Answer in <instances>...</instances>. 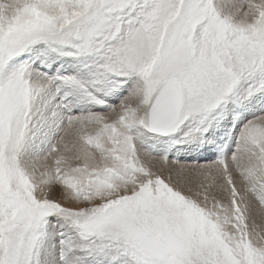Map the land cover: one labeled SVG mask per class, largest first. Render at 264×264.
<instances>
[{
	"label": "rangeland",
	"instance_id": "rangeland-1",
	"mask_svg": "<svg viewBox=\"0 0 264 264\" xmlns=\"http://www.w3.org/2000/svg\"><path fill=\"white\" fill-rule=\"evenodd\" d=\"M234 1L245 27L225 16L216 0L2 5L0 264H248L231 251L245 240L217 249L222 263L207 241L220 236L219 228L264 229V114L252 118L248 111L264 98L262 63L256 64L264 63V0ZM76 72V79L88 78L70 82L76 100L92 102L88 114L70 115L91 118L73 126L77 153L85 148L81 160L87 165L64 179L57 97L63 77ZM170 77L185 96L182 121L189 129L183 139L180 131L163 138L168 133L151 134L146 127L155 91ZM143 81L149 96L136 99ZM252 94L256 104L248 102ZM127 111L130 118L110 125ZM99 118L110 140L104 156L96 154L94 141L101 137ZM146 138L167 154L151 151ZM178 149L183 154L172 156ZM200 150H208L201 158L209 156L198 160ZM143 156L179 168L167 176L166 187H158L155 182L165 178L157 175L153 184L106 201L113 184L101 188V178L120 187L138 176L129 169ZM70 182L82 192L70 190ZM225 188L230 192L222 194ZM182 190L188 199L176 195ZM228 199L247 206H216ZM261 257L256 262L263 264Z\"/></svg>",
	"mask_w": 264,
	"mask_h": 264
},
{
	"label": "bare ground",
	"instance_id": "bare-ground-1",
	"mask_svg": "<svg viewBox=\"0 0 264 264\" xmlns=\"http://www.w3.org/2000/svg\"><path fill=\"white\" fill-rule=\"evenodd\" d=\"M216 1H217L216 5L219 8V10L222 11V13H225L224 14L225 16L232 18V21H234V23L237 27H239V28L245 27L246 22L244 20H238V17L240 15V12H239L240 4H238L237 1L236 2L234 0H216ZM241 1H248L249 2L250 0H241ZM11 2H14V0H0V13L1 14H2V10H1L2 5H6V4L11 3ZM10 15H11V13L8 14V16H10ZM12 18L14 19V17H12ZM4 22H5L4 19L1 17L0 23H4ZM1 28H3V26L0 24V39L5 43L6 41L2 36L4 34V32L1 30ZM210 47L211 46H209L208 51L210 50ZM2 49H3V47L1 46L0 55H1ZM218 52H220V51L218 50ZM218 52H216V53H218ZM227 54L228 53L226 52V55ZM207 55H209V54H207ZM4 59H5V57L1 55L0 62L1 61L3 62ZM261 60L259 59L256 64H259L260 62L262 63V66L260 65L259 67H262V71L264 74V63L262 62L263 60L262 61ZM22 61H24V60H22ZM2 65H4V64L2 63ZM254 65H255V63H254ZM7 67H8V65H7ZM47 69H49V68H47ZM41 70H42V68H41ZM244 71H245V69H244ZM36 73H38V72L37 71L32 72V74H36ZM77 75H78V72H76V74H74V75H68L67 77H63V79L61 80V83H60V85H61L60 94L57 97L58 105H59L60 110L62 112L61 113L62 137H61V144H60V152H59V156H58V161H59L61 173H62L64 179H66L67 175H69V174L70 175H78L81 172V170L87 165L86 161L81 160L82 157L83 158L85 157L83 155L86 153V152H84L85 148L82 149L79 153H77V146H76V141H75V137H74V132L76 129H74L73 126L76 122H78L80 120H87V122H90L91 118L86 117V118H82V119L76 121L74 118H71L70 115L74 116L72 114L82 113V114L78 115V116H81V115H85V113L88 114L91 110L90 105L92 104V102H90V104L88 105V103L90 101L88 98L82 100L81 102H78V100H76V95L74 92L76 85L73 83L72 84L74 86L73 87L70 84V82L73 81V79H74V81L78 80V81L83 82L87 78V77H85L86 75L85 76L81 75L82 76L81 79H76ZM107 75L108 74H106V77H107ZM165 80H176V79L170 77V78L163 79V81H165ZM163 81L160 82V84H159L158 88L156 89L154 95H156L157 91L160 89ZM143 82H139V84L137 86V90H136V94H135L136 99L147 98L149 96L148 95L149 94V87H147L148 84L145 81H143ZM176 82L178 83L177 80H176ZM178 85H179V83H178ZM103 87H105V85L100 86V88H103ZM105 89H107V85H106ZM181 90L183 93L182 88H181ZM90 93H96V90L90 89ZM254 97H255V95H253V94L250 97H248L249 98L248 102H251V104L252 103L256 104L258 102L257 100L251 101V100H253ZM152 100H153V98H152ZM152 100H151V102H152ZM259 101H260V99H259ZM151 102H150V104H151ZM184 103H185V96L183 93V104H182L181 112L179 115V119H178L177 123L175 124V126L172 127L170 129V131L167 132L168 134L165 135L163 138L168 137V135H170V134H174L176 131H180V134L178 135L180 139L183 136H185V137L187 136L185 134L186 132H183V131L188 130L189 125L183 123V121H182V113H183ZM251 107L252 106H249L248 111H249V113H252L251 114L252 118H254L255 116L257 117L259 114L263 115L264 114V98H262V101L257 103L253 107L254 109H251ZM147 111H148V109H147ZM242 113L244 115V113H245L244 110ZM113 115H115V114H113ZM132 115L133 114L130 111H127L122 117H118V118H116V120L111 122L110 125H115L117 120H125V119L130 118ZM99 119L102 120V122H103V125L101 128V137L99 139L94 140V141L97 144V147L100 146L96 154L104 156L108 152L107 149L110 146L109 145L110 140H109V136H108L107 131H106V126H107L106 121L101 119V118H99ZM234 120H236V119H234ZM147 121H148V119H147ZM239 123L241 125V122H239ZM146 127H148V124ZM123 128L127 132H131L132 126L129 124H123ZM148 130H149V127H148ZM121 131H122V129H121ZM149 132L152 134V132L150 130H149ZM146 140L151 141L150 138H146ZM170 143H172V142H170ZM148 148L155 153L163 152L164 154H167V151L163 150L162 149L163 147H161V145L155 144V141H151L148 145ZM177 151L178 152H176V153H172V156L179 157L181 154H183L182 150L178 149ZM207 151L208 150H206L205 152H207ZM199 152L200 153L198 155V160H203L204 158L209 156V155H207L206 157L201 158V156L205 152H201V150ZM178 159H182V157H180ZM135 168L137 169L136 175H138V176L133 178V179L125 180L124 184H122L120 187H116V185H114L115 182L111 179H109V180H111L112 182H110V183L108 182L106 184L105 178H103V177L101 178L100 184L103 186L101 187L99 185V187L103 188L105 185L107 187V186H109V185L111 186L113 184L112 189H114V193L112 195H107V197L105 199L106 201H108V198L110 201V200L115 199L116 197L117 198L122 197V195L128 194L129 192L134 190L135 187H138L139 185L145 186V185L153 184L151 182L156 181V180H154V178L157 175L164 177L166 182H165V180L164 181L162 180L161 182H155V183L158 185L159 188H161L163 186L166 187L165 183H167V176L168 175H174L175 171L179 167H177L173 164H167L164 161L153 160L149 156H143V157H140L137 164L129 170H133ZM109 180H107V181H109ZM70 184H71L70 190L75 191V192H82L81 189H78L76 187V184L74 182H70ZM193 189H196V190L200 191L201 193H205V194L210 191L209 188H206L203 186L202 187L197 186V188H193ZM228 191L230 192V190L228 188H225V190L223 191L222 194H225ZM235 191L237 192V190H235ZM176 195L179 197H182L184 199H188V190L177 191ZM176 195L173 194V196L176 199H178ZM229 200L230 199H228V201L224 202L223 204H218L216 206L221 207V208L226 209V210H237V211H241L247 206L245 200L242 202H231ZM230 227H231V224H230ZM245 228L244 227H238L235 230H233V228H229V227L219 228V230H217V234L220 236L213 238L212 240H207L208 243L214 244V246H213L214 258L213 259L216 262L219 261L220 263H222V260H218V258H217V253H216L217 249L222 250V252L227 251V247H226L227 243L235 244V243H237L236 241H241V239H242V240H245L246 242H244V243L240 242V244H237V246L234 245L235 247L232 245L236 250L231 249V251H233L235 253L239 252L242 256L247 257V263L248 264H252V263L261 264V263L256 262V260H258L260 256L263 257V255H264V254H262V253H264V250H263L264 249V237H263L264 236L263 235L264 229H260L259 227H254V226L253 227H245ZM261 233H262V235H259ZM238 238H241V239L238 240ZM56 264H59V263H56Z\"/></svg>",
	"mask_w": 264,
	"mask_h": 264
},
{
	"label": "water",
	"instance_id": "water-1",
	"mask_svg": "<svg viewBox=\"0 0 264 264\" xmlns=\"http://www.w3.org/2000/svg\"><path fill=\"white\" fill-rule=\"evenodd\" d=\"M183 104L181 87L175 80L163 81L148 111V127L152 133L164 135L175 126Z\"/></svg>",
	"mask_w": 264,
	"mask_h": 264
}]
</instances>
